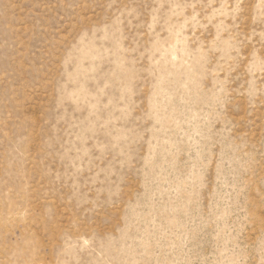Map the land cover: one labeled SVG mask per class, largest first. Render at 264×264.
I'll list each match as a JSON object with an SVG mask.
<instances>
[{"label": "rangeland", "instance_id": "374dc122", "mask_svg": "<svg viewBox=\"0 0 264 264\" xmlns=\"http://www.w3.org/2000/svg\"><path fill=\"white\" fill-rule=\"evenodd\" d=\"M0 264H264V0H0Z\"/></svg>", "mask_w": 264, "mask_h": 264}]
</instances>
